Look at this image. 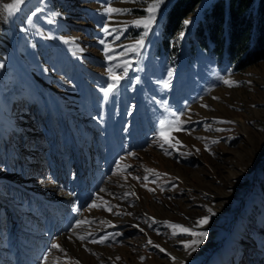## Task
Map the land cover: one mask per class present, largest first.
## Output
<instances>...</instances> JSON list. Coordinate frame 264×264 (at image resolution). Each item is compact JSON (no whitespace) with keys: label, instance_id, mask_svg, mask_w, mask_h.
Returning <instances> with one entry per match:
<instances>
[{"label":"rangeland","instance_id":"rangeland-1","mask_svg":"<svg viewBox=\"0 0 264 264\" xmlns=\"http://www.w3.org/2000/svg\"><path fill=\"white\" fill-rule=\"evenodd\" d=\"M214 1L193 8L162 55L172 0L136 52L126 48L144 30L123 25L147 15L144 0H24L11 16L14 0H0V194L15 209L0 206V258L18 240L39 251L24 245L22 264H264V60L236 70L192 47ZM107 7L130 11L109 18ZM122 62L105 100L108 68ZM162 121L183 129L172 146Z\"/></svg>","mask_w":264,"mask_h":264},{"label":"trees","instance_id":"trees-1","mask_svg":"<svg viewBox=\"0 0 264 264\" xmlns=\"http://www.w3.org/2000/svg\"><path fill=\"white\" fill-rule=\"evenodd\" d=\"M200 1H172L162 21L157 52L166 54L170 38ZM190 41L218 65L236 70L264 60V0H215L197 22Z\"/></svg>","mask_w":264,"mask_h":264},{"label":"snow or ice","instance_id":"snow-or-ice-1","mask_svg":"<svg viewBox=\"0 0 264 264\" xmlns=\"http://www.w3.org/2000/svg\"><path fill=\"white\" fill-rule=\"evenodd\" d=\"M24 2V0H14V2L12 3H8L6 5L3 6L4 10L7 12V14L9 16L13 15L15 12H17L19 10V7L20 5ZM145 3H147V7L145 9L147 15L143 18H138L136 20H133V21H130V22H125L124 23V27H127L128 24H132V25H135L137 27H142L143 28V33L141 35V37L139 39H137L133 44L127 46L126 48V51H132V52H136L138 51L139 49L145 47V44H144V40L145 38L148 36L149 32L152 31L153 29V26L157 23V11L159 10L160 8V5L164 2V0H151L150 3H148V0H144ZM41 11V9L37 8L32 14L31 16H35L37 12ZM105 11L109 14V18H111V14L113 13H121V12H129L130 10L129 9H120V8H114V7H107L105 9ZM55 15V14H53ZM185 24L188 23V21H185L184 22ZM27 24H28V27L27 28H24L22 29V31H28L31 27L34 26L33 24V21L31 19V17L28 18L27 20ZM115 29H113L114 31ZM103 31L105 32L106 35H111V31H109V26L106 25L103 29ZM182 35V34H181ZM119 37H117L118 39ZM101 44H105V41L104 40H101L100 41ZM106 52L108 51H111L110 48H108L106 46V49H105ZM126 53H121V55H124ZM108 59L109 61L113 60L114 57L109 55L108 56ZM3 65L0 64V67H2ZM128 67L129 65L126 63V62H122L120 64H115V65H110L109 68H108V72L111 74L110 75V80L112 81L111 83H109L107 85V87L101 89L102 92H104V99L107 100L108 99V96L109 95H112V94H115L118 92L119 90V86H120V81L121 79L124 78V76L127 75V71H128ZM115 68H122L123 69V75H118L115 73ZM172 75V72L169 71L168 72V76L170 77ZM225 84H228L229 86H231L233 83V81H230L228 79H225L223 81ZM169 86V83L168 81H164L163 82V87L164 88H167ZM178 120V118H177ZM183 130L182 127H176V126H173L172 125V122L171 121H162L161 122V132H160V135L162 137V139L164 140L165 143H168L170 146L171 145V141L173 139L171 133L174 132V131H181ZM215 142V141H214ZM161 147H163V144H161ZM168 154V153H166ZM150 172L151 171H154V170H149ZM136 179H140L139 177H137ZM148 177L145 176L144 177V180H147ZM155 182V181H153ZM146 186V185H145ZM150 191H155V189H149ZM107 203V202H105ZM99 205H96L95 203L93 205H90V207H98ZM108 211H111V208H107ZM208 212L209 214H212V210L211 208L208 209ZM118 214V213H117ZM208 219L209 217L208 216H204V217H201L200 220L197 222L198 224H206L208 222ZM80 223H82L81 221H77V225H79ZM153 223H155V220H153ZM166 224H168V226L170 228H172L174 231H173V235H177L178 233H183V234H189L193 237H203V236H206L207 233H204V232H196L193 230V227H186L184 225H181V224H174V223H171V222H165ZM151 226V225H149ZM178 230V232L176 231ZM88 235H92V233H89ZM112 234H107V235H104V236H101L98 240H92L91 242L92 243H105L109 238H111ZM79 239L81 240H84L86 239L87 237L86 236H78ZM202 241L200 239H194V240H191L189 242H185V247H192L193 250L195 248V246H197L199 243H201ZM149 244H152V241L149 240L148 241ZM155 247L159 248L160 246L159 245H154ZM53 249H61V246L58 244V243H54L52 246H51ZM161 251H164V249H160ZM45 261L47 260V256H45ZM117 259H120L119 257H117ZM141 259L143 260L144 257H141ZM173 259H176L175 257H173Z\"/></svg>","mask_w":264,"mask_h":264},{"label":"bare ground","instance_id":"bare-ground-1","mask_svg":"<svg viewBox=\"0 0 264 264\" xmlns=\"http://www.w3.org/2000/svg\"><path fill=\"white\" fill-rule=\"evenodd\" d=\"M255 172H256V171H255ZM255 172H254V174H253V177H255ZM242 199H243V198H242ZM241 204H242V200L240 201V205H239V207L241 206ZM239 207H238V208H239ZM224 240H225V239H224ZM224 240H223V241H224ZM223 241H222V242H223ZM29 244H30V243H29ZM29 244H28V245H29ZM31 245H32V244H31ZM25 247H26V246H25ZM25 250H26V249H24L23 251H25ZM216 250H218V248H216L215 251H216ZM25 252H26V251H25ZM24 259H25V258H24ZM7 260H9V259H7ZM25 260H26V262H27V259H25ZM22 262H23V259H22ZM21 264H22V263H21Z\"/></svg>","mask_w":264,"mask_h":264},{"label":"water","instance_id":"water-1","mask_svg":"<svg viewBox=\"0 0 264 264\" xmlns=\"http://www.w3.org/2000/svg\"><path fill=\"white\" fill-rule=\"evenodd\" d=\"M172 1H173V0H172ZM166 10H167V9H166ZM166 10H165V11H166ZM210 256H212V254H210L209 257H208L207 259H209ZM207 262H208V261H205L203 264H206Z\"/></svg>","mask_w":264,"mask_h":264}]
</instances>
